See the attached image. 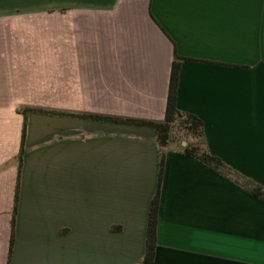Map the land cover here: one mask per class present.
<instances>
[{"label": "crops", "instance_id": "obj_1", "mask_svg": "<svg viewBox=\"0 0 264 264\" xmlns=\"http://www.w3.org/2000/svg\"><path fill=\"white\" fill-rule=\"evenodd\" d=\"M177 56L178 108L264 186V0H0V264H141L157 193L154 264H264V199L110 119L164 121Z\"/></svg>", "mask_w": 264, "mask_h": 264}, {"label": "trees", "instance_id": "obj_2", "mask_svg": "<svg viewBox=\"0 0 264 264\" xmlns=\"http://www.w3.org/2000/svg\"><path fill=\"white\" fill-rule=\"evenodd\" d=\"M181 60L182 58L177 56L176 60L173 63L166 116L164 121H147L140 119L115 117H112L110 119L123 123L146 125L153 127L156 130L158 135V142L161 149V175L165 162V152L163 151V149L167 147L169 143H171L175 139H178L174 134V124L178 122L180 128L184 131V135L192 139L191 142L189 141L186 146L182 147V151L184 154L200 159L201 161L218 170L222 174L242 184L257 197L264 199V186L262 184L255 182L251 179L245 178L239 172L228 166L220 157L211 153L209 147L207 146L203 121L195 114L183 112L178 108L177 93L179 83V72L181 69ZM35 110L48 111L30 107L22 109L25 115L28 111ZM91 116L97 117L95 115ZM24 134L25 127L23 136ZM17 199L18 194H16V202ZM158 209L159 193L156 194L151 204L147 230L146 251L143 260L141 261V264H154V258L157 248Z\"/></svg>", "mask_w": 264, "mask_h": 264}, {"label": "rangeland", "instance_id": "obj_3", "mask_svg": "<svg viewBox=\"0 0 264 264\" xmlns=\"http://www.w3.org/2000/svg\"><path fill=\"white\" fill-rule=\"evenodd\" d=\"M7 29H8V22H2L1 30H7ZM174 134L176 135V138H178L179 140L191 139L190 137L188 138L184 135V131L180 128L178 122L174 124Z\"/></svg>", "mask_w": 264, "mask_h": 264}]
</instances>
